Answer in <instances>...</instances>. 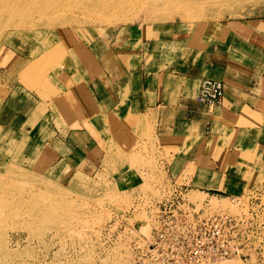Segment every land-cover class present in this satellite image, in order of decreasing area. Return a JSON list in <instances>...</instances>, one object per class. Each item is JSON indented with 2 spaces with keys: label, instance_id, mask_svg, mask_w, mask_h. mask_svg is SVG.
<instances>
[{
  "label": "rangeland",
  "instance_id": "obj_1",
  "mask_svg": "<svg viewBox=\"0 0 264 264\" xmlns=\"http://www.w3.org/2000/svg\"><path fill=\"white\" fill-rule=\"evenodd\" d=\"M115 1L126 6L108 14L92 10L95 0L68 1L71 5L65 8L60 0H31L28 6L0 13V112L21 94L46 101L50 92L60 97L84 89L96 67L102 78L117 81L121 64L129 60L123 57L125 48L129 68L139 71L142 64L155 79L160 71L184 62L187 48H197V35L210 42L215 35L233 38L239 25L252 26V34L241 31L243 37L237 38L248 42L254 59L264 60V26H256L264 24V0H205L204 7L197 0H183L190 11L166 17L147 14L141 0ZM202 27L206 32L198 34ZM141 50L148 59H140ZM160 53L161 59L150 58ZM65 64L74 73L66 80L68 88L53 89L52 78L65 76ZM81 64L85 74L75 70ZM117 110L111 107L99 115L113 122L100 139L94 134L105 150L99 164L95 169L80 165L64 178L28 165L22 138L12 145L0 140V264H143V253L155 241V207L177 190L186 205L183 213L232 212L229 216L240 218L247 215L244 210L257 191L264 205V177L228 192L192 186L199 162L183 158L198 148L203 130L180 132L177 124L171 128V120L163 119L157 108L129 115ZM60 169L65 166L53 170ZM16 173L24 186L10 175ZM29 184L35 185L31 195L26 192ZM257 220L254 248L244 257L214 264H264V209Z\"/></svg>",
  "mask_w": 264,
  "mask_h": 264
},
{
  "label": "crops",
  "instance_id": "obj_2",
  "mask_svg": "<svg viewBox=\"0 0 264 264\" xmlns=\"http://www.w3.org/2000/svg\"><path fill=\"white\" fill-rule=\"evenodd\" d=\"M250 27L239 25L240 32L233 30L235 37L215 35L212 42L199 34L202 27L195 40L197 48H182L184 62L160 71L155 79L147 75L142 64L139 71L129 68L130 55L125 48L123 57L129 60L121 64L123 74L117 81L102 78L96 67L85 82V90L81 86L60 97L50 92L46 101L31 94L14 97L0 112V140L12 145L21 143L22 138L28 165L64 178L76 173L80 165L95 169L102 160L105 150L94 137L100 139L113 122L109 124L99 115L108 113L111 107L128 115L157 108L163 119L171 120V128L177 124L180 132H205L196 140L198 148L183 158L185 162H199L191 180L194 188L218 192L242 188L251 178L264 177V60L254 59L248 42L237 38L243 37L241 31L253 32ZM162 55L150 58L161 59ZM139 56L148 59L143 50ZM72 67L65 64V76L59 79L61 74H55L50 86L66 90V80L74 74ZM74 67L85 74L84 64ZM205 80L221 82L224 88L222 100L211 115V108L195 100ZM60 165L65 166L64 171L53 170Z\"/></svg>",
  "mask_w": 264,
  "mask_h": 264
},
{
  "label": "built area",
  "instance_id": "obj_3",
  "mask_svg": "<svg viewBox=\"0 0 264 264\" xmlns=\"http://www.w3.org/2000/svg\"><path fill=\"white\" fill-rule=\"evenodd\" d=\"M223 89L221 82L205 80L195 100L211 108L221 102ZM185 206L179 190L159 205L155 241L143 253V264H211L244 257L254 248L251 240L259 235L257 217L264 209L260 195L250 199L248 216L240 218L222 212L203 215L190 209L183 213Z\"/></svg>",
  "mask_w": 264,
  "mask_h": 264
},
{
  "label": "bare ground",
  "instance_id": "obj_4",
  "mask_svg": "<svg viewBox=\"0 0 264 264\" xmlns=\"http://www.w3.org/2000/svg\"><path fill=\"white\" fill-rule=\"evenodd\" d=\"M68 1H73V0H60V2L64 5V8L66 6L71 5ZM197 1H198V3L201 2L199 7H204L203 2L205 0H197ZM30 2H31V0H0V10H1L0 13L10 12V11L13 12L16 9H19L18 5H27ZM208 2H210V0H208ZM140 3L143 4L142 9H145L147 11V14H151V15L153 14V15H157V16H165L166 17L167 15L174 13V12H181L182 13V12H189L190 11V7H188L189 5L187 6V4H185L186 2L183 0H141ZM105 4H108V5H105ZM93 6L95 9L93 8L92 10H94L95 12H99L101 14L102 13L108 14V12L109 13L110 12L115 13L117 11L123 10L126 5H124L123 3H120V1H115V0H95ZM10 175H12L16 179V181L22 180V177L20 175H18L17 173L16 174H10ZM7 179L10 180L9 178H7ZM23 182L24 181L22 180L21 182H17V183H20L22 186H24ZM20 184L17 185V187L19 189H21ZM28 186H29V190H26V192H27V194L31 195L33 193L32 188H34L35 185L29 184ZM257 195H260V191L255 192L252 196H257ZM196 197H198V196H196ZM193 198H195V197H193ZM197 206H199V205H197ZM157 209H158V207L156 206L155 207L156 218L158 216ZM248 210L249 209L247 208V210L245 209L244 212L248 211ZM223 211H225V210H223ZM230 213H232V212H229V215H230ZM233 214H234V212H233ZM247 215H248V212H247ZM247 215H245V216H247ZM238 216L241 217L240 215H238ZM157 222H158L157 220L153 221V227L154 228L157 227ZM149 248H150V245L148 246V249ZM232 259H236V258H232ZM222 261H227V260H222ZM218 262H221V261H218ZM218 262H215V263H218ZM211 264H214V263H211ZM225 264H230V263H225Z\"/></svg>",
  "mask_w": 264,
  "mask_h": 264
}]
</instances>
